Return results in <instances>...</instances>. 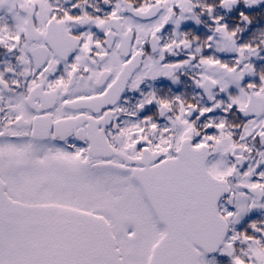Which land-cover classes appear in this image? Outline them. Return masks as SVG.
<instances>
[{
	"label": "snow or ice",
	"instance_id": "snow-or-ice-1",
	"mask_svg": "<svg viewBox=\"0 0 264 264\" xmlns=\"http://www.w3.org/2000/svg\"><path fill=\"white\" fill-rule=\"evenodd\" d=\"M262 5L0 0V264H264Z\"/></svg>",
	"mask_w": 264,
	"mask_h": 264
},
{
	"label": "flooded vegetation",
	"instance_id": "flooded-vegetation-1",
	"mask_svg": "<svg viewBox=\"0 0 264 264\" xmlns=\"http://www.w3.org/2000/svg\"><path fill=\"white\" fill-rule=\"evenodd\" d=\"M262 7H264V5H262ZM258 22H262V23H264V16H262V17H258ZM184 80H185V78H184V77H181V81H182V83H181V85H180L181 88H184V83H183ZM185 90H186V92H188V93H191V91H192L191 87H188V88H186ZM205 99H206V98H205ZM70 143H71V141H70Z\"/></svg>",
	"mask_w": 264,
	"mask_h": 264
}]
</instances>
